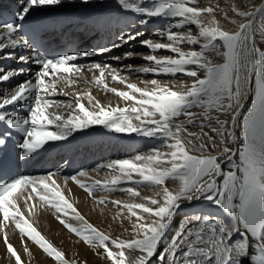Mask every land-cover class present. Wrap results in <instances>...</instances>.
<instances>
[{
	"label": "snow or ice",
	"instance_id": "obj_1",
	"mask_svg": "<svg viewBox=\"0 0 264 264\" xmlns=\"http://www.w3.org/2000/svg\"><path fill=\"white\" fill-rule=\"evenodd\" d=\"M10 15L0 18V62L16 64L0 63V240L8 264H32L28 241L52 264H88L38 230L41 209L99 264H264V0H21ZM121 18L131 24L90 51L51 50L46 39L69 27L104 34ZM154 22L162 24L157 39L138 41L147 53L113 54ZM106 54L145 63L91 59ZM97 128L152 143L98 164L92 172L105 170L103 179L83 169L13 173L19 161ZM69 181L100 206L111 231L70 201ZM17 231L28 260L11 242Z\"/></svg>",
	"mask_w": 264,
	"mask_h": 264
},
{
	"label": "bare ground",
	"instance_id": "obj_2",
	"mask_svg": "<svg viewBox=\"0 0 264 264\" xmlns=\"http://www.w3.org/2000/svg\"><path fill=\"white\" fill-rule=\"evenodd\" d=\"M0 2V8L3 6H16L18 9L21 4V0H7L6 3H3V0H0ZM109 2L111 3V0H109ZM250 2L259 3V0H250ZM220 3L223 6L225 0H220ZM126 23L130 25L131 21L126 22L123 18H121V23L119 25L114 24L112 28L109 31H106L104 34H96L82 28L69 27L64 29L63 32H55L56 34L54 36V44L63 50H69L70 47L73 49L80 46L81 48H78L76 51H90L93 48L109 44L113 40H116L117 32L120 30V28H124ZM161 26V22L149 23L148 25L143 26L141 30H145L144 37L138 38L137 41L130 42L129 45H124L119 49H115L113 54L121 55L125 51L147 53L148 50L139 45V39H144L147 37L157 39V37L153 35V31ZM128 30L135 31L134 28H129ZM107 55L111 54H106L104 57L95 56L91 59L106 61L121 68L125 64L139 66L145 63L139 56L123 59L121 61H112L107 60ZM0 63L8 64L13 67L16 66L14 61H2ZM136 75L137 74H133L134 80ZM24 79V76L18 77L19 81H23ZM93 92L102 102L107 103L109 99H111L114 104L117 102V98L112 96V94H107L106 96L104 93L98 92L96 90H93ZM54 99L66 100L68 98L55 97ZM247 107L248 104L246 103L245 109ZM88 132V135H85L84 133H76L75 139H72L70 144L64 142L67 146L63 148H52L47 152L42 151V154L39 155L35 160L31 161L30 163L24 162V165L19 168L18 174H43L40 167L44 166L48 162L51 154L56 153L59 155V157L55 162L54 171L59 168L62 171V175H68V170L71 164L74 161L79 160L81 161L79 170L83 169L89 171L94 179H103L105 170H101L99 175H97L95 172H92V169H94L98 164L105 163L111 159L124 158L134 154L136 151H145L152 143L147 138H136L134 136L124 137L118 136L116 134H108L106 132H102L99 130V128L95 130L90 129ZM84 141H88L89 144L85 147H82V143ZM80 153H82V157H79ZM59 182L63 184V179H59ZM68 186L70 188L68 198L75 204L81 214H83L94 226L111 231V229L106 228L103 216L99 212L100 206L95 205L94 201L89 198L87 194L78 187V185H75L69 181ZM145 192L146 191H144L142 194H151L150 192ZM97 195L100 194L98 193ZM113 195L114 198H124L123 195L119 193ZM208 210L213 212L216 211L214 208ZM188 211L189 210L186 207L182 208V210H180L178 213L177 220L184 217ZM105 215H108L109 219L111 218V213H108L107 210H105ZM35 226L51 243L54 244V246L64 251L68 258H74L78 262H83L85 259H87L88 264H99L98 258L94 257L93 252L89 251L87 246L79 241V239L74 234L68 233L63 225H61L55 218V214L51 210L41 209L36 217ZM171 234L172 233L170 232L169 237ZM11 242L22 253L23 258L28 260L29 257L23 253V246L21 245V238L18 231L11 235ZM27 244L30 250L34 253L32 264H52L50 258H46L45 254H43L37 246L33 245L30 241H28ZM5 253L6 248L3 245L2 240H0V264H8L7 259L4 258Z\"/></svg>",
	"mask_w": 264,
	"mask_h": 264
},
{
	"label": "rangeland",
	"instance_id": "obj_3",
	"mask_svg": "<svg viewBox=\"0 0 264 264\" xmlns=\"http://www.w3.org/2000/svg\"><path fill=\"white\" fill-rule=\"evenodd\" d=\"M7 0H3V3H6ZM1 3V2H0ZM2 5H5V4H2ZM147 150V149H146ZM145 150V151H146ZM148 191H146L145 193H147Z\"/></svg>",
	"mask_w": 264,
	"mask_h": 264
}]
</instances>
